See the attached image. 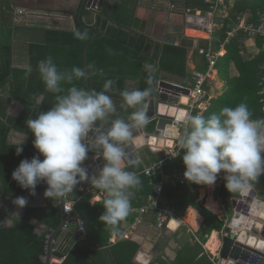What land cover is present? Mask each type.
<instances>
[{"label":"trees","instance_id":"1","mask_svg":"<svg viewBox=\"0 0 264 264\" xmlns=\"http://www.w3.org/2000/svg\"><path fill=\"white\" fill-rule=\"evenodd\" d=\"M171 3H175V6L176 4L184 8L188 6L203 12H206L208 8L204 0H170L169 5ZM11 6L9 0H0V195L3 197L0 220L6 216L13 220V226L0 227V264H43L41 256L45 253L47 235L58 227L62 219L58 200L44 198L42 205L26 206L17 222V218L12 213L14 198L25 197L30 199L46 188H42L43 182H40L36 187L35 195H31L28 190L22 189L12 178V172L21 160H30L33 156L39 155L32 144L34 136L27 129L25 121L29 118H35V115L42 110H49L55 103L56 94L45 90L37 70L38 62L51 56L61 71L71 70L73 67L84 69L83 49L93 35L92 27L89 28L82 24H77L73 31L48 29V34L45 35L44 39L28 44L27 67L16 66L11 58L13 31L24 23L23 21L15 22V12ZM242 15H245L246 22L257 23L261 17H264V0H235L230 7L229 17L224 20L222 27L214 33L212 39L214 45L217 46L218 42L223 40L227 30L237 25V17ZM77 31L86 32L87 39L75 38L74 33ZM198 34L200 33L198 32ZM246 39L248 38L245 31L238 30L226 45L223 54L218 58L216 68L219 76L224 80V85L221 93L211 98L208 106L200 113L205 118L213 113L218 114L225 106L235 107L240 103L247 105L252 114V119L264 118V93L262 92L264 85V38L258 34L252 35L255 47L259 49L258 52L253 51V49L250 50L246 46ZM93 44L94 41H91L87 50H91ZM116 44L114 43L112 46H116ZM203 47L207 46L204 45ZM121 53L123 52L121 51ZM65 54L69 61L60 66L61 57ZM128 56L139 64L142 52L140 48H136ZM29 66H31L32 72L30 75H26V69ZM87 67L90 73L88 76L90 89L96 92L103 91L106 82L103 76L99 74V70L90 68L88 63ZM143 71L142 80L147 84L144 89H151L152 91L157 83L159 72ZM108 77H114L113 79L116 81L112 79L114 83L111 90L106 94L111 98L122 99L121 92L123 90L119 86L120 79L118 78L120 76ZM108 77L107 80H110ZM73 85L87 90L84 79H74ZM73 85L65 83L62 84V87L66 92ZM41 95H43L41 99L43 103L38 101ZM12 100L23 104V109L17 115L9 113ZM191 115L198 114L194 112ZM11 131L28 135L22 145L23 151L19 155L16 154L15 150L18 143H14L10 139ZM182 155L183 150H180L178 156L167 162L164 167L165 172L185 171ZM40 158L43 159V156L40 155ZM158 160L159 157L151 154L150 159H144L142 165L138 163L135 166V174L141 183L137 188L131 190L133 194L130 198L131 206L128 216L116 225H106L98 219L104 211L103 202L105 198L91 203L89 201L91 195L82 196L75 192L66 193L65 200L74 202V211L83 221L85 231L83 233L78 229L75 220L68 221L67 228L62 229L55 237L53 258L61 260L56 264H139L134 261L139 244L132 239L123 237L122 233L126 226L132 222L138 208L147 203V196L153 190V184L144 174L143 168ZM223 176L224 174L221 172L217 177L221 181L219 193L225 196H239V192L229 193L226 190ZM198 186L204 185L189 182L186 186L177 187L178 190L182 189L181 191L187 187H191V190L188 195L183 194V198L178 203H174L173 207L177 215L189 224H191L190 219L192 218L198 221V226H191L194 230L199 231L201 226H207L206 233L209 234L213 229H220L222 222L211 214L202 203L196 201ZM253 187L264 200V175H261L259 180L254 182ZM177 188L166 184L163 197L168 198L178 191ZM32 219H36L45 225V229L41 233L38 234L36 231L37 226L32 223ZM113 236L115 237L114 240H110ZM204 259L200 264H212L210 260Z\"/></svg>","mask_w":264,"mask_h":264},{"label":"clouds","instance_id":"2","mask_svg":"<svg viewBox=\"0 0 264 264\" xmlns=\"http://www.w3.org/2000/svg\"><path fill=\"white\" fill-rule=\"evenodd\" d=\"M74 36L87 39L86 32L77 31ZM37 70L45 90L56 94L55 103L49 110H42L35 118L25 121L39 155L21 160L12 172V178L31 195H35L37 185L43 181L47 185L44 197L62 200L79 182L89 179L83 162L90 151L98 152L96 157H102L105 163L98 175H92L90 179V183L105 194L104 211L98 219L106 225L118 224L129 214L131 190L141 183L134 172L126 170L125 161L129 159L126 149L131 146L134 130L150 122L147 111L132 112L128 121L117 118L111 123H102L116 111L112 98L106 94L112 88V80L104 83L101 92L77 87L73 80L86 79L90 73L80 67L61 71L51 56L40 60ZM31 72L29 66L26 75ZM65 83L73 85L66 92L62 87ZM150 91L124 90L121 96L128 108H136L144 103ZM194 112L198 115L182 113L177 117L187 125L178 141L179 150H183L184 178L196 185L213 186L218 174L223 172L224 186L229 193L251 190L254 182L264 175V118L252 119L244 103L225 106L218 114L213 113L207 118L200 115V110ZM105 124L109 126L105 128ZM27 136L15 146L16 154L23 151ZM12 203L17 209L12 213L18 222L19 210L28 204V200L16 197ZM11 226V217L0 220V227Z\"/></svg>","mask_w":264,"mask_h":264},{"label":"crops","instance_id":"3","mask_svg":"<svg viewBox=\"0 0 264 264\" xmlns=\"http://www.w3.org/2000/svg\"><path fill=\"white\" fill-rule=\"evenodd\" d=\"M9 1L14 12L18 8L28 13L26 16H22L24 25L13 31L11 58L16 66L27 67L28 44L44 39L48 34V29L73 31L77 24L86 26L83 18H79L82 0ZM169 3L170 0H103L100 11H95L93 24L87 26L92 27L93 35L88 45L91 41H94V44L92 49L86 52V66L88 63L90 68L99 70L104 81H107L108 76H120L118 77L120 79L119 86L123 91L144 90L147 84L142 80L143 70L158 71V79L166 77L175 82L190 85L195 71L207 69V62L198 54L197 49L204 45L208 46L210 42L213 43V37L211 38L198 27L204 23L200 16L205 14L203 11L191 9L188 6L187 8L179 7L177 4L175 8L171 9ZM177 7H179L178 10H176ZM85 10L84 8L82 13ZM191 17L194 19L193 21H190ZM148 40H153L154 44L151 45ZM181 42L183 43L181 44ZM114 43H117L116 46H112ZM246 46L253 51L256 49L251 41L247 42ZM136 48H140L142 52L139 64L128 56ZM68 61V56L65 54L61 57L60 66ZM153 67L155 69H152ZM108 78L112 80L114 77ZM223 85L224 80L221 79L216 68L214 76L206 82L204 87L208 103L211 98L221 93ZM39 98L38 101H41L42 98ZM112 100L116 111L109 114L106 121L102 123H111L117 118L126 120L130 115V108L124 104L123 98H112ZM179 102L187 103V99L183 96ZM20 109L19 103L12 100L9 113L17 115L22 110ZM24 136V134L12 131L10 139L12 142L18 143ZM151 154L156 155L159 159L162 157V152L154 154L144 148L138 153L136 162L125 163L126 170L135 173V166L138 163L142 165V161L150 159ZM40 159L42 160V158ZM220 185L221 181L217 179L213 186H198L196 190V201L202 203L211 214L221 220L220 229H213L209 234L207 233L210 238L206 239L200 230L197 231L191 227L198 226V221L189 215L192 218L190 219L191 224L180 217L186 224L181 230L179 222L172 220L162 232H159L155 226L153 213L148 211L133 233L126 237L139 244V249L134 256L137 258L135 262L139 264H200L204 258V260L211 261L212 258L215 260L220 248L219 232L227 226L225 225L226 220L229 221L232 218L234 225L233 213L236 208H241L242 201H246L248 198L251 206L254 205V201H257L264 208L262 197L252 198L249 191L244 193L245 197L243 198L221 195L219 193ZM181 190L179 189L168 198H164L173 206L183 198V194L188 195L191 187ZM101 199L90 198L89 201L92 203ZM240 199H242L241 202H239ZM246 211L248 214H245V218L239 213L241 219L244 221L252 219L254 224L264 223V219H261L262 216L259 215L260 210L257 213L253 208H248ZM114 238L113 236L110 240H114ZM253 244H255L254 240ZM259 244L262 245L261 242Z\"/></svg>","mask_w":264,"mask_h":264},{"label":"water","instance_id":"4","mask_svg":"<svg viewBox=\"0 0 264 264\" xmlns=\"http://www.w3.org/2000/svg\"><path fill=\"white\" fill-rule=\"evenodd\" d=\"M103 0H82L80 4L79 10V18L82 17L86 26H91L93 24V19L95 15V11H100ZM235 0H231V4L233 5ZM86 9L84 13H82L83 9ZM193 16V15H189ZM204 20H207L206 16L200 15ZM195 17V16H193ZM189 20V17H187ZM194 19L191 17L190 21ZM151 45L154 44L153 40H148ZM183 42H181L182 44ZM88 45V44H87ZM87 45L84 48V69L87 70L86 66V52ZM152 69H155L153 67ZM88 71V70H87ZM87 90H91L88 83V78L84 79ZM190 85H184L174 80L166 77L159 78L157 83L152 91H150V95L146 98L143 104L138 105L136 108H130V115L127 117L125 121L130 119L131 113L140 109H144L147 111V115L149 117V123L138 130H134L133 138L130 142V147L126 149L129 153V159L125 161L126 164H131L137 161L138 153L147 148L152 153H160L164 148H176L174 146L177 143L178 135L184 124L177 119L178 116L182 113H188L187 103H180L179 100L181 97H185L187 102L189 100L190 94ZM43 96H40L41 99ZM19 103V102H18ZM19 107L23 109V104L19 103ZM20 109V110H21ZM100 122H96L99 124ZM109 125L105 124L104 127L107 128ZM12 132V131H11ZM91 135V133L89 134ZM136 145H140L139 148ZM99 155L98 152L90 151L88 153L87 159L83 162V166L86 167L88 172L89 179L85 181L79 182L77 185H85L90 183V179L92 175H98V170L103 167L105 161L102 157H96ZM46 184H42V188H46ZM44 191L41 190L36 196L27 199L28 205H42L44 203ZM251 193L250 196L252 198L261 197L260 194L252 187L249 190ZM245 197V196H243ZM15 199V198H14ZM242 199L239 200L241 202ZM10 202V201H9ZM65 202V197L62 200H58V204L61 209L62 219L58 227L52 230L47 235L45 253L41 256L43 264H56L53 258V250H54V242L56 235L62 231L63 226L66 221V214L63 211ZM241 208H236L233 217H234V225H232L235 229L238 230L236 235L229 234L223 237H220V248L218 251V255L215 256L216 264H264V223H256L252 219H241L240 215H244L247 213V209H252L250 205V201L247 198L246 201H242ZM3 203V197L0 195V214L1 207ZM26 206L23 209H20V216L24 212ZM13 211H16V206L13 204ZM238 213V214H237ZM258 213V212H257ZM261 219H264L262 217ZM232 220V218H231ZM232 222V221H231ZM32 223L37 226L38 234L45 229V225L36 219H32ZM169 224V223H168ZM233 224V222H232ZM168 226V225H167ZM166 226V227H167ZM182 225L180 226V230L182 229ZM207 226H201L200 232L204 235L207 231ZM162 232V230H159ZM244 234L245 241L241 240L240 236ZM254 238L255 244H249L248 239ZM259 242L262 243L259 246ZM136 257L134 261H136Z\"/></svg>","mask_w":264,"mask_h":264},{"label":"built area","instance_id":"5","mask_svg":"<svg viewBox=\"0 0 264 264\" xmlns=\"http://www.w3.org/2000/svg\"><path fill=\"white\" fill-rule=\"evenodd\" d=\"M208 5V8L203 14L207 17V20H204V23L198 26L201 30L206 32L211 38L214 36V33L223 25V22L226 18L229 17V11L231 7V0H204ZM175 3H171L170 8H175ZM28 13L23 9H15V22L19 23L22 21V16H26ZM238 23L236 26L226 31L223 40L218 42V45L209 43L207 47H201L197 49L198 54L202 55L207 62V69L202 71H195L193 74V79L190 87L189 100L187 102L188 114H192L196 110L203 111L208 105V97L205 90L206 82L211 79L215 74V69L217 65L218 58L225 51L226 45L228 42L235 36L238 30H244L247 38L246 43L251 41L252 35L258 34L264 38V17H261L257 23L246 22L245 15L237 17ZM199 30V29H197ZM255 45V43H254ZM259 49L256 48L255 52H258ZM261 84V83H260ZM262 92L264 93V85ZM264 110V105H263ZM186 124L180 131L177 139V143L174 145L176 148H164L162 151V157L153 162L150 165L144 166L143 172L149 178L150 182L153 184L152 192L147 196V203L140 206L133 216L132 222L128 225V228L123 232V237H129L134 229L143 221V216L151 211L154 215L155 226L159 230H164L168 223L172 220L179 222L180 225H186L185 222L177 215L175 208L167 202L163 197V190L166 184H170L172 187L186 186L189 182L184 178L182 170H176L172 173H167L164 170L167 162L178 156L180 153L178 147V141L183 135ZM78 193L82 196L91 195L93 198H104L105 194L95 188L91 183L85 185H76L75 188L70 191ZM244 193H240L239 197L243 198ZM74 202L67 201L64 202L63 211L66 214V221L63 226V229L67 228L69 220H75L77 222L78 229L84 233L85 226L83 221L79 218L78 214L74 211ZM232 220H226L223 229L219 232L220 237L233 234L236 235L238 230L235 229L232 225ZM84 237V235H82ZM206 239L210 238L207 233L203 235ZM218 255V253H217ZM61 260H54L55 263H59ZM212 264H216V261L211 259Z\"/></svg>","mask_w":264,"mask_h":264},{"label":"bare ground","instance_id":"6","mask_svg":"<svg viewBox=\"0 0 264 264\" xmlns=\"http://www.w3.org/2000/svg\"><path fill=\"white\" fill-rule=\"evenodd\" d=\"M214 203H215V202H214ZM253 204H254V205L252 206L253 210H254L255 212H258V211L260 210L259 215L262 216V217H264V208L261 207L260 203H258L257 201H256V202L254 201ZM260 208H261V209H260ZM240 238H241V240L245 241L244 234H243L242 236H240ZM253 240H254V239H252V238L248 239V243H249V244H253ZM254 243H255V240H254ZM259 246H261V245L259 244Z\"/></svg>","mask_w":264,"mask_h":264},{"label":"rangeland","instance_id":"7","mask_svg":"<svg viewBox=\"0 0 264 264\" xmlns=\"http://www.w3.org/2000/svg\"><path fill=\"white\" fill-rule=\"evenodd\" d=\"M56 260V258H54Z\"/></svg>","mask_w":264,"mask_h":264},{"label":"flooded vegetation","instance_id":"8","mask_svg":"<svg viewBox=\"0 0 264 264\" xmlns=\"http://www.w3.org/2000/svg\"><path fill=\"white\" fill-rule=\"evenodd\" d=\"M9 207V206H8ZM14 209V208H13Z\"/></svg>","mask_w":264,"mask_h":264}]
</instances>
